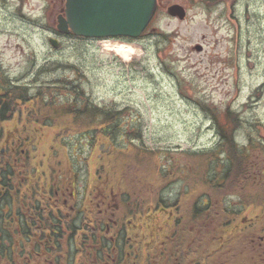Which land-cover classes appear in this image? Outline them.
I'll return each mask as SVG.
<instances>
[{
	"label": "rangeland",
	"instance_id": "rangeland-1",
	"mask_svg": "<svg viewBox=\"0 0 264 264\" xmlns=\"http://www.w3.org/2000/svg\"><path fill=\"white\" fill-rule=\"evenodd\" d=\"M158 1L144 32L121 41L60 35L55 24L63 5L56 0H0V62L27 97L48 104L47 132L33 138V157L48 154L49 178L107 179L114 192L142 190L150 209L156 196L170 198L182 186L200 194L203 183L210 206L218 200L228 212L224 264H264L258 240L264 182L254 188L243 179L264 178V92L249 101L264 73V48L253 35L255 22H264L263 1L239 0L232 10L229 0ZM174 3L186 10L183 21L166 14ZM233 19L240 25L236 40ZM247 34L257 54L247 55ZM49 36L58 39L57 48ZM116 43L133 48L129 60L105 49ZM232 74L240 78L237 89ZM86 105L94 111L83 114ZM102 121L107 137L100 135ZM219 127L248 151L242 174L230 172L224 184L207 181L225 162Z\"/></svg>",
	"mask_w": 264,
	"mask_h": 264
},
{
	"label": "flooded vegetation",
	"instance_id": "flooded-vegetation-1",
	"mask_svg": "<svg viewBox=\"0 0 264 264\" xmlns=\"http://www.w3.org/2000/svg\"><path fill=\"white\" fill-rule=\"evenodd\" d=\"M238 3L229 0L231 10ZM255 23L263 53L264 22ZM251 40L245 35L247 55L257 54ZM232 49L238 57L239 40ZM5 68L0 62V264H224L223 208L218 200L210 206L203 183L200 194L182 186L170 198L156 196L146 217L142 190L114 192L107 179L49 178L48 154L36 160L32 146L47 132V109L38 99L17 100L16 78ZM259 76L249 101L264 92ZM231 79L237 89L239 76Z\"/></svg>",
	"mask_w": 264,
	"mask_h": 264
},
{
	"label": "water",
	"instance_id": "water-1",
	"mask_svg": "<svg viewBox=\"0 0 264 264\" xmlns=\"http://www.w3.org/2000/svg\"><path fill=\"white\" fill-rule=\"evenodd\" d=\"M156 0H65L64 16H57L56 28L61 33L71 31L82 37H137L151 19ZM166 13L184 18L178 4L167 7ZM53 47L58 41L49 38ZM200 50V46H197Z\"/></svg>",
	"mask_w": 264,
	"mask_h": 264
},
{
	"label": "trees",
	"instance_id": "trees-1",
	"mask_svg": "<svg viewBox=\"0 0 264 264\" xmlns=\"http://www.w3.org/2000/svg\"><path fill=\"white\" fill-rule=\"evenodd\" d=\"M71 90L76 91L75 88H71ZM17 98L18 99H26L27 96H26V94H24L23 90L21 91L20 89H18L17 90ZM84 106H85V104L83 105V107ZM86 106H88V105H86ZM228 115H229V113H228ZM104 119H106V117ZM100 123H101V127L103 128V129H101L100 135H103L104 137H107L109 135V132L106 131V128H104L106 126L102 125L103 123H105V121H102ZM235 123L236 122H234V124ZM217 130L220 133V136H221L222 140L223 141L225 140V142H226V144L224 146H221V150L226 155V157H225L224 164H221L222 165L221 170L219 169V171H218V169H216L215 170V174L210 175L208 177V180H209L210 183L212 182V180H214V181H218V180L220 181L221 180L223 182V184H224L225 182H228L227 180L229 178V173L230 172L231 173L232 172H236L238 176L240 174H242V172H243V168L242 167H244V164H245L243 159H245L246 154L248 153V151L246 149V146H236L233 143V141H234L233 140V136H230L228 134V132H227V134L222 133V127L221 128L219 127ZM97 133H99V132L97 131ZM91 136H93V134L89 135V137H91ZM91 145H92L91 147H95V142H93V140H91ZM250 145H252V144L250 143L249 146ZM254 146H256V145L254 144ZM248 174L243 175L244 181H249L250 180ZM251 186H252V183H251ZM214 215H216V213H214ZM214 215L211 217V219L213 218V220H214ZM227 218H228V212H226L225 209L223 208V221H224V219H227ZM224 226H225V221H224Z\"/></svg>",
	"mask_w": 264,
	"mask_h": 264
},
{
	"label": "bare ground",
	"instance_id": "bare-ground-1",
	"mask_svg": "<svg viewBox=\"0 0 264 264\" xmlns=\"http://www.w3.org/2000/svg\"><path fill=\"white\" fill-rule=\"evenodd\" d=\"M105 49L114 52L117 56L124 60H129L134 50L130 45L127 44H106Z\"/></svg>",
	"mask_w": 264,
	"mask_h": 264
}]
</instances>
